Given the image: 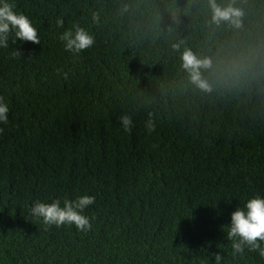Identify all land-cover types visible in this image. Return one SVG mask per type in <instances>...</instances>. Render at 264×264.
<instances>
[{
    "label": "trees",
    "instance_id": "trees-1",
    "mask_svg": "<svg viewBox=\"0 0 264 264\" xmlns=\"http://www.w3.org/2000/svg\"><path fill=\"white\" fill-rule=\"evenodd\" d=\"M10 2L41 43L0 48V264H264L227 238L264 196V0H216L239 26L214 23L209 0ZM74 24L95 36L80 53L59 38ZM185 49L211 61L207 88ZM84 194L87 231L29 214Z\"/></svg>",
    "mask_w": 264,
    "mask_h": 264
},
{
    "label": "clouds",
    "instance_id": "clouds-1",
    "mask_svg": "<svg viewBox=\"0 0 264 264\" xmlns=\"http://www.w3.org/2000/svg\"><path fill=\"white\" fill-rule=\"evenodd\" d=\"M212 9V20L216 24L227 21L239 26L241 12L231 6H221L216 0H209ZM57 26L62 27L64 20L57 18ZM12 43L17 40L22 42L41 43L38 30L31 19L22 12L15 10L14 3L10 0H0V48L9 47V36L13 34ZM60 40L64 43L66 51L80 53L90 48L95 42V36L87 29L78 24H74L60 35ZM173 47H178L174 45ZM11 55L21 57L23 53L19 48H14ZM183 67L190 73L191 80L201 88H207V83L201 78L200 69L208 67L211 61L207 58H199L191 49H185L181 56ZM10 107L4 98L0 96V123L8 122ZM125 131H130L132 117L128 114L119 117ZM149 131L153 130L154 125L147 124ZM3 129H0L2 131ZM95 202V196L84 194L78 195L75 199L65 198L61 205L59 198L51 203L37 200L29 208V214L34 217L43 218L47 225L57 227L67 223L75 224L78 230L87 231L91 229V219L84 214V210ZM227 238L232 241V255L243 254L245 245L250 250H258L261 257H264V196L255 195L248 199L243 206L237 207L231 213V222L227 231ZM216 259L220 257L217 255Z\"/></svg>",
    "mask_w": 264,
    "mask_h": 264
}]
</instances>
